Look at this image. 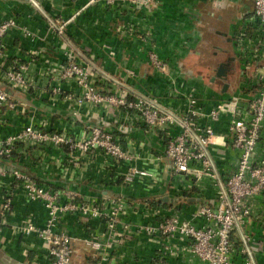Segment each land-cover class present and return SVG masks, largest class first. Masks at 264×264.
Segmentation results:
<instances>
[{"label": "crops", "instance_id": "obj_1", "mask_svg": "<svg viewBox=\"0 0 264 264\" xmlns=\"http://www.w3.org/2000/svg\"><path fill=\"white\" fill-rule=\"evenodd\" d=\"M37 3L0 0V20L7 17L16 20V25L2 37L0 87L7 92V99L0 101V138L43 119L50 129L78 138L85 137L90 127L97 124L113 132L131 158L121 160L99 148L81 150L67 145L18 143L12 157L3 161L0 173V264L50 263L47 246L37 233L21 232L29 220L45 225L48 209L42 200L26 196L21 180L14 175L17 169L51 190L60 193L73 190L78 193V200H91L101 208L100 216L84 218L69 211L58 222L57 229L74 238V264H95L100 259V251L91 246L93 239L104 241L103 251L108 258L103 264H208L192 251L188 239L179 231L151 237L142 225L155 224L173 214L201 224L203 217L193 218L198 206L217 204L216 189L209 178L197 182L176 173L166 155L162 126L145 124L140 115L125 106L78 102L76 96L82 88L75 78L61 76V64L74 58L95 66L100 90H115L122 83L156 96L177 110L188 108L184 93L192 87L205 108L233 93L251 96L257 89L252 75L256 74L260 61L253 64L251 71L246 70L244 61L252 57V49L247 48L244 56L236 43L241 31L246 33L245 43H253L247 38L259 31L253 21V0H159L154 9L107 0H37ZM205 4L210 9L204 15L201 7ZM231 7L237 14L234 19L229 15ZM117 26L134 29L120 35ZM203 26L208 27L207 34L221 39L212 44L217 64L209 76L210 85L202 76L192 75V66H182L184 59L199 52L197 44H201ZM146 27L153 31L147 37L150 41L142 36ZM106 42L114 48V55L108 52ZM150 48L168 61L171 75L162 74L151 64ZM231 55L235 59L227 78L214 80L212 76L219 62L227 61ZM19 64L26 65L23 88L12 85L5 77L9 68ZM103 69L111 77L103 74ZM218 80L222 82L216 90L214 84ZM176 86L181 88V94L174 92ZM207 121L202 119V123ZM227 124V115L215 122L218 132L228 137ZM218 147L212 152L224 173L235 163L238 152L230 143ZM259 149L264 152V135ZM135 168L138 171L134 178L127 180L126 175ZM6 196L10 199L9 209L4 208ZM114 197L125 199L127 206L125 213L116 216L111 229L107 219ZM66 198L62 196V200ZM254 213L251 231L264 239V197L256 203ZM257 259L264 264V252Z\"/></svg>", "mask_w": 264, "mask_h": 264}, {"label": "built area", "instance_id": "obj_2", "mask_svg": "<svg viewBox=\"0 0 264 264\" xmlns=\"http://www.w3.org/2000/svg\"><path fill=\"white\" fill-rule=\"evenodd\" d=\"M38 5L37 0H31ZM110 3H121L139 8H151L156 0H107ZM253 21L259 31L247 39L253 43H245V32L241 31L237 39V48L246 56L247 48L252 49L251 56L245 59V69L250 70L257 61L255 78L256 92L251 96L233 93L221 99L209 108L202 104L196 89L185 91L188 108L174 109L161 102L156 96L143 91L133 90L128 85L119 83V87L111 91H102L97 87V70L95 66L83 64L74 58L61 64V76L75 78L81 86V94L76 96L80 103H110L132 109L140 115L145 124H158L163 127L166 155L172 161L173 169L180 176H189L191 180L201 181L209 178L216 189L217 204H200L193 213V218L203 217L201 224L191 220H182L178 214L164 218L155 224L142 227L151 236L159 233L173 234L179 231L186 236L190 247L203 261L208 264H259L252 253L254 251L253 235L243 228L239 235L234 229L253 216L256 203L264 197V152L259 144L264 135V0H253ZM16 25L13 17L0 20V54H2V37ZM63 27V26H62ZM148 57L151 64L162 74L171 75L168 61L150 48ZM25 64L9 68L5 77L14 86H26L24 76ZM107 77H111L109 73ZM175 83V79H172ZM175 85V84H174ZM175 93H182L180 87H174ZM7 99V92L0 87V101ZM223 115L228 116L227 133L218 132L215 122ZM207 118L206 123L202 119ZM49 145L71 149L90 150L99 148L107 154L121 160L130 159L131 154L124 148L120 139L111 131L100 125H92L89 133L78 138L65 131L52 130L46 119L39 124L29 123L18 132L0 138V173L2 163L12 157L16 145ZM230 143L238 152L235 163L224 173L221 172L212 149L227 146ZM219 148V147H218ZM138 168L126 175L127 180L134 178ZM146 174L151 172L146 171ZM14 175L21 180L20 186L31 200H42L48 209L45 225L39 226L29 220L21 228L24 234L36 232L45 242L50 257L49 264H74L75 253L73 236L57 229L61 216L69 211L78 212L84 218L102 215L101 208L91 200H78V193L66 190L60 193L42 185L31 175L17 169ZM196 178V179H195ZM66 195V200L62 196ZM5 197L4 208H10V199ZM253 204V205H252ZM125 199L112 198V209L107 222L113 229L116 216L126 212ZM2 221L0 219V237ZM104 241L91 240V246L100 251V259L95 264H103L108 255L103 251ZM236 256L238 259H236Z\"/></svg>", "mask_w": 264, "mask_h": 264}, {"label": "rangeland", "instance_id": "obj_3", "mask_svg": "<svg viewBox=\"0 0 264 264\" xmlns=\"http://www.w3.org/2000/svg\"><path fill=\"white\" fill-rule=\"evenodd\" d=\"M158 3H159V0H156V3H154L151 6V9L152 8L154 9L158 5ZM202 9H203V13L205 15V14H207L208 9H210V6L205 4L203 7H201V10ZM230 10L231 11L229 12V15H232L233 19H234L235 16H237V14H236V12H235L233 7H231ZM132 29H134L133 26H129V27L117 26V31L120 33V35L121 34L125 35L127 31L131 32ZM144 32H145L144 35H142V33L140 35H142L143 38L144 37L146 38L145 41H150V40H148L149 38H147V37L148 36L151 37V35L153 34L152 29L150 27H146ZM207 32H209L208 27H206V26L204 27L203 26L202 27V33L200 31V33H201L200 35H201L202 41H201V44H197V49H199V52L194 53L193 56H192L193 58H189L188 57L187 59H184L183 62H182V66H183V68L192 66L193 67V71H194V73L192 75L202 76V78L205 81V83L210 85L209 76L213 72V67H215L216 64H217V57L213 53L214 47L212 46V44L216 43L217 41H220L221 39L218 40V37L213 36V34H207ZM152 42H153V46H154L155 42L153 40H152ZM104 45H106L108 47V52L111 55H114L113 53H115V51H114V48L111 46V44H108L106 42ZM102 73L103 74H107V73H109V71L103 69ZM221 82H222L221 80H218L214 84V87H215L216 90H219V87L221 86ZM202 204L212 205V204H208V203H202ZM254 207L256 208V206H254ZM254 212H255V210H254ZM253 226H254V219H252V217H247L246 222L244 224H241V225L237 226L234 229V233L233 234H235V235L238 234L239 235V230L242 229V228L245 231L250 232L253 235V242L255 244L254 251H252V253L257 258V256H259L261 253L264 252V239H259L257 236H255V234L251 231ZM236 259H238L237 256H236Z\"/></svg>", "mask_w": 264, "mask_h": 264}, {"label": "flooded vegetation", "instance_id": "obj_4", "mask_svg": "<svg viewBox=\"0 0 264 264\" xmlns=\"http://www.w3.org/2000/svg\"><path fill=\"white\" fill-rule=\"evenodd\" d=\"M234 59H235L234 55H231V56L228 58L227 61H221V62H219V64H218V66H217V68H216L215 73L213 74V76L216 75L217 70H218L219 67H220V64H222V63H224V62L226 63V73H225L223 76H218V75H216V77H214L213 79H214V80H215V79H219V78L226 79V78H227V75H228V71H229V69L231 68V62H232V60H234ZM213 76H212V77H213Z\"/></svg>", "mask_w": 264, "mask_h": 264}, {"label": "water", "instance_id": "obj_5", "mask_svg": "<svg viewBox=\"0 0 264 264\" xmlns=\"http://www.w3.org/2000/svg\"><path fill=\"white\" fill-rule=\"evenodd\" d=\"M225 73H226V63L224 62V63L220 64V67L217 70L216 75L223 76ZM216 75H214L213 78L216 77ZM226 87H227V83L225 84L223 89L225 90Z\"/></svg>", "mask_w": 264, "mask_h": 264}, {"label": "trees", "instance_id": "obj_6", "mask_svg": "<svg viewBox=\"0 0 264 264\" xmlns=\"http://www.w3.org/2000/svg\"><path fill=\"white\" fill-rule=\"evenodd\" d=\"M13 155V154H12ZM190 193H192V192H186V194H190ZM259 239H262V238H259ZM258 260V259H257ZM259 262V261H258ZM260 264V263H259Z\"/></svg>", "mask_w": 264, "mask_h": 264}]
</instances>
